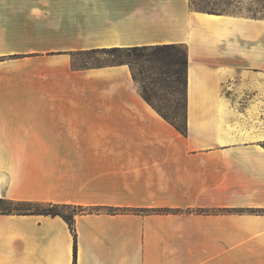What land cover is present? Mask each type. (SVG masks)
Here are the masks:
<instances>
[{
  "label": "crops",
  "instance_id": "obj_1",
  "mask_svg": "<svg viewBox=\"0 0 264 264\" xmlns=\"http://www.w3.org/2000/svg\"><path fill=\"white\" fill-rule=\"evenodd\" d=\"M161 44L186 48L185 133L128 64H73ZM0 198L87 209L75 239L60 215L0 212V264H264V18L0 0Z\"/></svg>",
  "mask_w": 264,
  "mask_h": 264
},
{
  "label": "rangeland",
  "instance_id": "obj_2",
  "mask_svg": "<svg viewBox=\"0 0 264 264\" xmlns=\"http://www.w3.org/2000/svg\"><path fill=\"white\" fill-rule=\"evenodd\" d=\"M204 12L235 13L248 17L264 16V0H192ZM195 3V5H194ZM126 63L130 66L135 88L148 103L179 127L184 125L186 48L182 44L168 48L93 49L74 53L75 66ZM262 102V101H261ZM37 203H19L0 199V211L41 210ZM70 214L71 208H61Z\"/></svg>",
  "mask_w": 264,
  "mask_h": 264
},
{
  "label": "trees",
  "instance_id": "obj_3",
  "mask_svg": "<svg viewBox=\"0 0 264 264\" xmlns=\"http://www.w3.org/2000/svg\"><path fill=\"white\" fill-rule=\"evenodd\" d=\"M190 1L193 3L192 0H190ZM194 5H195V3H194ZM209 13H218V12H209ZM252 17H255V16H252ZM262 18H264V16ZM171 45H175V44H161V45H155V46H151V47L152 48H163L164 49V48H168ZM151 47H130V48H125V50H130V49H145V48H151ZM108 49H110V51L114 52V51L121 50L123 48L111 47V48H108ZM159 112L162 113L160 110H159ZM174 126L179 131H181L182 133H185L186 128H185L184 125L181 128L177 124L174 123ZM0 199H4V198H0ZM6 200L14 201V200H10V199H6ZM15 202H19V203H37V204H40L42 207H44L41 210H39V209L38 210H27L29 212L44 213V214H51V215H60L69 224V226H70V228H71V230L73 232L74 239L76 237V233H75L74 225H73L74 215L76 213L84 212L85 210H87L86 208H83V207H80V206H76V205H70V204L41 203V202H25V201H15ZM61 208H71L72 211H71L70 214H66V213H64L62 211ZM88 210H92V209H88ZM96 210H98V209H96ZM107 210L108 211H111V212H117V211H120L122 209H119V208H107ZM0 212L7 213L9 211H0ZM18 212H24V211H18ZM74 251H75V242H74Z\"/></svg>",
  "mask_w": 264,
  "mask_h": 264
}]
</instances>
